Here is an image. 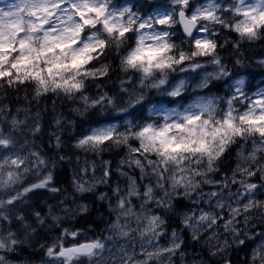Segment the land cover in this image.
<instances>
[{
	"label": "snow or ice",
	"instance_id": "snow-or-ice-1",
	"mask_svg": "<svg viewBox=\"0 0 264 264\" xmlns=\"http://www.w3.org/2000/svg\"><path fill=\"white\" fill-rule=\"evenodd\" d=\"M264 264V0L0 7V264Z\"/></svg>",
	"mask_w": 264,
	"mask_h": 264
},
{
	"label": "clouds",
	"instance_id": "clouds-1",
	"mask_svg": "<svg viewBox=\"0 0 264 264\" xmlns=\"http://www.w3.org/2000/svg\"><path fill=\"white\" fill-rule=\"evenodd\" d=\"M233 260L236 261V264H243V259H239V261H237V258L234 256ZM15 264V262H14ZM19 264H25V261H20ZM182 264H184V262H182ZM206 264V262H205Z\"/></svg>",
	"mask_w": 264,
	"mask_h": 264
},
{
	"label": "rangeland",
	"instance_id": "rangeland-1",
	"mask_svg": "<svg viewBox=\"0 0 264 264\" xmlns=\"http://www.w3.org/2000/svg\"><path fill=\"white\" fill-rule=\"evenodd\" d=\"M5 2L11 3V2H13V0H0V7L4 6Z\"/></svg>",
	"mask_w": 264,
	"mask_h": 264
},
{
	"label": "trees",
	"instance_id": "trees-1",
	"mask_svg": "<svg viewBox=\"0 0 264 264\" xmlns=\"http://www.w3.org/2000/svg\"><path fill=\"white\" fill-rule=\"evenodd\" d=\"M239 258L244 259L243 253L240 254Z\"/></svg>",
	"mask_w": 264,
	"mask_h": 264
}]
</instances>
